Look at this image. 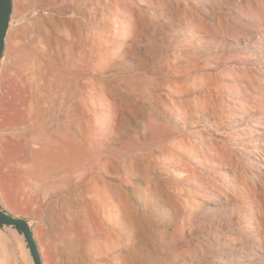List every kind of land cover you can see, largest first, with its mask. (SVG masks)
Here are the masks:
<instances>
[{
  "label": "rangeland",
  "instance_id": "374dc122",
  "mask_svg": "<svg viewBox=\"0 0 264 264\" xmlns=\"http://www.w3.org/2000/svg\"><path fill=\"white\" fill-rule=\"evenodd\" d=\"M12 1V14L0 60V170L6 171L9 168L10 159L15 157L16 151L23 146V143L18 141L19 137H15L12 125L8 124L9 116L14 115L12 110L25 108L18 106L22 104L20 98L24 96L23 99H26L23 101H26L30 96L27 97L25 93H34L35 100H40L41 107L45 102L43 97L48 94L52 99H56L54 94H60L56 85L66 81L62 74H68L67 70L80 68L84 61H99L93 49V40L96 36L103 37L105 23L108 37L105 40L100 39L97 46L105 47L101 53H109V61L113 65L99 72L94 71L81 79V82L90 84L89 79L93 78L97 81L107 80L112 85L117 84L122 89L120 94H130L129 97L135 105L136 119H142L145 115L149 118V115L153 114L155 118H160L161 130L155 134L141 125L144 123L137 125V120L130 116L131 124L129 123L127 129L141 139L138 145L136 144V151L141 152L147 142L153 143L151 149L145 153H153L155 150L152 157L163 161V171L157 175L161 184L173 192L186 194L189 191H197L196 194H202L200 197L206 196L205 199H209L205 203H201V198L198 199L202 206L194 207L198 224L208 225L213 219L230 224V229H221L219 233L206 239V250L213 244L221 246L229 235L238 240L241 239L238 235H244L246 247H240L241 251L238 252L236 248L232 251L231 246L227 247L226 261L229 264H237L239 254L243 253L242 256L249 254L250 259L254 260L252 264H260V252L257 249L264 250V166L257 165L259 158L235 153L230 140L233 139L232 134L235 131L231 118L237 112L235 107L239 106L236 102L255 111L251 113L252 116H249L250 113L244 114L245 119L260 116L256 123L262 122L264 125V0ZM34 30L41 31L44 38H31L30 34ZM53 36L64 39L66 45L60 44L55 46L53 51L50 50L46 42ZM197 36L205 38L204 41L199 40ZM26 46H34L46 57V63L51 62L58 66L52 71L46 70L44 60L40 62L43 65L41 68L34 67V64L24 67V78L28 85H22V91L21 87L18 90L14 85L17 82L15 60L18 52ZM70 47L76 49L75 54H71ZM47 106L45 105L46 108ZM176 113L182 116L179 123L173 119ZM206 119L215 123L223 134L218 135L215 131H210L209 126L205 124ZM116 134L110 137L113 148L121 147ZM244 136L247 142L252 134L246 133ZM123 138L126 137L121 135L120 141ZM213 141L220 144L223 154H227L229 150L235 158L219 154L220 150L214 149ZM214 158L216 160H213ZM231 159L234 162L239 159V167L231 164ZM252 168L255 170H251ZM187 177L191 178V182L187 181ZM196 184H199L201 189L196 188ZM216 189L221 193L229 192L227 202L217 200L219 194L213 191ZM211 201H218L224 206L219 208L217 213V209L213 211L209 207H203ZM0 211L26 219L36 231L45 264H63L57 250L61 241L53 238L54 228L46 217L37 214L36 205L23 198L16 199L14 196L0 193ZM247 211H251L253 216L248 217L249 222L254 219L256 224L261 223L262 235L249 228L250 224L244 220ZM215 214L220 215L215 218ZM12 228L16 230L14 227L0 226V247L8 256L3 260L5 262L1 263L31 264L26 241L24 242ZM197 232L199 231L188 234L192 244ZM86 233L90 234L89 230ZM193 249L195 252L191 258L196 261L194 264H200V260H203L204 264H211L208 250L205 254L200 251V247L193 246ZM196 250L200 255L195 256ZM251 251L254 254H251Z\"/></svg>",
  "mask_w": 264,
  "mask_h": 264
},
{
  "label": "bare ground",
  "instance_id": "6f19581e",
  "mask_svg": "<svg viewBox=\"0 0 264 264\" xmlns=\"http://www.w3.org/2000/svg\"><path fill=\"white\" fill-rule=\"evenodd\" d=\"M96 21L98 22V18ZM64 23L66 24V20ZM67 23L69 24V22ZM103 27L104 31H102L105 33L102 38L105 40L108 37V30L105 23ZM30 37L44 38V34L34 30ZM197 37L202 42L205 39ZM102 38L96 36L93 40L95 45L93 49L96 57H99V61L94 60V63L84 61L83 65L80 68L77 67L76 70H65L68 74H62V76L66 81L56 85L60 92V94H54L56 99H52L48 94L47 97H43L45 102L41 107L40 100H35L34 93L24 92L27 97L30 96L26 101H23L26 99H23L24 96L19 97L21 100L19 102L22 104L18 106H22V108L25 106V108L12 110L14 115L9 116L10 123L8 124L12 125L15 137H19H17L18 141H21L23 146L21 145L20 149L15 146L18 149L17 155L10 159L9 168L6 171L0 170L2 172H0V193L5 196H14L16 199L23 198L36 205L37 214L46 217L54 228L53 238L61 241L57 250L63 264H194L196 261L191 258L192 253L195 252L193 246L200 247V251L205 254L208 250V255H211V264H229L226 261L228 258L227 247L231 246L232 251H235V248L237 252L241 251L240 247H246L245 236L238 235L241 238L238 240L229 235L225 242L223 241L224 244L220 243L221 246L210 244L211 246H208L206 250L204 247L206 239L219 233L221 229L229 228L230 224L216 219H213L208 225L206 223L198 224L195 220L196 209L194 207L202 206L201 203H205L209 199H205L206 196L200 197L202 194H196L197 191H189L184 194L185 192H173L166 189L157 179V175L163 171L164 167L162 168L161 165L163 161L158 160L160 158L156 160L152 157L155 150L153 153H145L146 150L151 149L150 146L154 145L153 143L147 142L143 145L144 149L141 152L136 151L140 137L133 135L127 129L131 120L130 116L137 120V125L142 122L144 124L141 125L155 134L161 130L160 118H155L154 114L149 115L148 118L143 114L145 116L142 119H136L135 105L129 97L130 94H120L122 89L117 84L112 85L107 80L97 81L93 78L89 79L90 84L81 82V79L91 75L94 71L99 72L105 67L113 65L109 61V53L106 52L105 55L101 53L105 47L97 46ZM46 44L53 51L55 46L66 45V42L64 39L60 40L53 36L47 39ZM70 44L73 43L70 42ZM90 44L91 42L89 46ZM70 48L72 49V47ZM75 52L76 49L73 48L71 54H75ZM16 58L17 82L14 81V85L18 89L27 84L23 73L24 67L34 64V67L41 68L43 65L40 62H43L46 57L39 53L34 46H26L18 52ZM44 62L46 70L52 71L58 66L51 62L46 63V60ZM116 79L118 78L116 77ZM236 103L239 106L235 107L237 112L234 111L236 113L231 118V124L235 131L230 144L235 148V153L259 158L257 165L262 166L263 164L264 166V125L262 122L256 123L260 116L245 119L244 114L250 113L249 116H252L251 113L253 114L255 111ZM45 105L52 106L46 108ZM220 118L223 120L222 115ZM173 119L179 123L182 121V116L180 113H176L173 115ZM205 124L209 126L210 131H215L218 135L223 134L220 129H217V125L209 119L205 120ZM115 133H117L118 144L121 146L119 148H117L118 146L113 148L110 144V137ZM246 133L252 134L247 142L244 136ZM121 135L126 137L122 141L119 139ZM213 147L222 149L220 144L215 141H213ZM218 153H222L221 150ZM223 155L235 158L229 150L227 154ZM197 158L199 157L197 156ZM257 160L255 159V162ZM230 161H232L231 164L239 167V159H236L235 162L233 159ZM171 176L173 175L171 174ZM190 179L187 177V181L191 182ZM249 179L252 180V178ZM210 183L212 184V182ZM252 183L254 184V182ZM198 185L196 184L195 187L199 189ZM226 188L228 189V187ZM213 191L219 194L217 200L227 202L229 192L226 194L223 190L224 192L221 193L217 189ZM200 198L203 200L201 203L198 201ZM222 206L224 205L218 201H211L203 207H209L213 211L217 209L215 212L217 213ZM219 215L213 216L218 218ZM249 216H252L251 211L245 213L244 220L246 221ZM253 220L246 221L250 224L249 228L254 233L262 235L261 223L256 224ZM87 228L90 234L86 233ZM13 230L24 242L26 241L17 229ZM31 230L38 244L43 264H45L36 231L32 228ZM194 231L199 232L196 233L197 237L193 239L192 244L188 234L192 235ZM27 250L31 257V264H34L30 250ZM257 250L260 252L258 254L259 263L264 264V250ZM197 251L195 256L199 254ZM242 254H239L237 264H252L254 262L253 259H250L249 254L246 256H242ZM7 257V252L0 247V264ZM200 264H204V261L200 260Z\"/></svg>",
  "mask_w": 264,
  "mask_h": 264
},
{
  "label": "water",
  "instance_id": "95a60500",
  "mask_svg": "<svg viewBox=\"0 0 264 264\" xmlns=\"http://www.w3.org/2000/svg\"><path fill=\"white\" fill-rule=\"evenodd\" d=\"M13 9L12 0H0V60L5 48V38ZM0 225L16 228L24 236L34 264H43L38 244L26 219L0 211Z\"/></svg>",
  "mask_w": 264,
  "mask_h": 264
},
{
  "label": "trees",
  "instance_id": "16d2710c",
  "mask_svg": "<svg viewBox=\"0 0 264 264\" xmlns=\"http://www.w3.org/2000/svg\"><path fill=\"white\" fill-rule=\"evenodd\" d=\"M1 226V225H0Z\"/></svg>",
  "mask_w": 264,
  "mask_h": 264
}]
</instances>
